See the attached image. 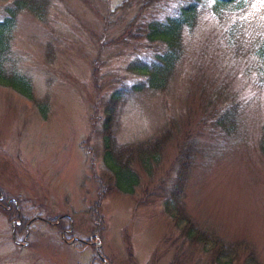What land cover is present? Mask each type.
Instances as JSON below:
<instances>
[{
	"label": "rangeland",
	"instance_id": "obj_1",
	"mask_svg": "<svg viewBox=\"0 0 264 264\" xmlns=\"http://www.w3.org/2000/svg\"><path fill=\"white\" fill-rule=\"evenodd\" d=\"M187 1L44 0L41 16L17 13L3 70L26 78L30 95L0 81V264H264V71L252 53L264 0L215 9L199 2L165 86L130 93L118 106V143L167 130L157 162L147 170L134 161L137 182L124 191L101 160L107 92L138 79L125 69L130 60L163 48L143 24ZM224 110L233 111L229 132L215 124ZM181 149L192 162L179 210L224 243L220 260L163 209Z\"/></svg>",
	"mask_w": 264,
	"mask_h": 264
},
{
	"label": "trees",
	"instance_id": "obj_2",
	"mask_svg": "<svg viewBox=\"0 0 264 264\" xmlns=\"http://www.w3.org/2000/svg\"><path fill=\"white\" fill-rule=\"evenodd\" d=\"M2 8L3 13L0 16V81L16 88L23 94L30 95L29 83L22 75L11 72L5 74L3 70L2 59L8 51L11 39V32L15 25L16 15L20 10H28L36 16H41L45 3L44 0H5ZM202 0H189L177 7L174 14L166 15L163 19L152 18L143 24L144 36L148 41H159L163 48L155 51L149 59L134 58L130 60L125 69L138 75V79L129 83H123L111 88L106 99L101 106V160L111 171L112 181L116 189L131 191L132 186L137 182V174L132 169V163L137 161L141 167L149 169L153 162H157L162 145L167 136V130L162 131L152 139L137 142L118 143L115 140V120L117 117L118 106L121 100L128 94L140 92L145 88L158 89L163 88L171 74L174 64L180 56L181 47V30L183 26H191L196 17V8ZM246 0H211V8L215 9L221 5H235V7H243ZM252 53L258 57L264 71V31L257 40L256 46ZM43 104L40 105V111H44ZM233 111L224 110L215 119V124L221 126L225 131L229 132L232 126ZM261 136L258 140V147L264 154V121L261 127ZM187 149H181L179 157V166L176 170L175 180L168 192L164 195L162 204L163 209L171 216L174 223L178 218H182L185 222L180 226L181 232L193 241L208 242L211 246L216 247L218 254L215 257L219 259L224 256V243L220 239H212L205 234L192 220L186 218L179 210V202L182 196L185 169L191 164L192 160ZM99 193H104L103 187ZM100 195V196H101ZM96 211V210H95ZM93 210L94 221L99 228L97 219L98 214ZM12 211H9L11 213ZM19 219L21 215H18ZM61 217V216H59ZM25 221L23 218H21ZM21 220V222H22ZM50 224L55 226L60 234L64 232L70 235V228L62 222L56 224L55 218L48 220ZM62 236V235H61ZM64 240L67 239L63 236ZM88 239V238H87ZM87 239L79 241L87 243ZM79 246L80 242L73 243ZM82 245V244H81ZM99 258V256H97ZM222 262L229 264L231 257L224 258ZM250 261V260H249Z\"/></svg>",
	"mask_w": 264,
	"mask_h": 264
}]
</instances>
